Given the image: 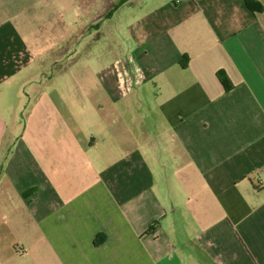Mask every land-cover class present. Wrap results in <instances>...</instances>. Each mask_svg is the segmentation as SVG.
<instances>
[{
  "label": "crops",
  "instance_id": "obj_1",
  "mask_svg": "<svg viewBox=\"0 0 264 264\" xmlns=\"http://www.w3.org/2000/svg\"><path fill=\"white\" fill-rule=\"evenodd\" d=\"M0 264H264V0H0Z\"/></svg>",
  "mask_w": 264,
  "mask_h": 264
},
{
  "label": "rangeland",
  "instance_id": "obj_2",
  "mask_svg": "<svg viewBox=\"0 0 264 264\" xmlns=\"http://www.w3.org/2000/svg\"><path fill=\"white\" fill-rule=\"evenodd\" d=\"M99 53L97 51H92L90 52L89 50H87V52L85 51H71L68 54H62V53H56L54 54V59H55V65L54 67L57 69V67H59L60 65L64 64V62H71L76 63L75 65H77L78 63L83 65V64H88V65H92L93 67L97 66V58H98ZM86 62V63H85ZM83 68L81 66L78 65V67H73L72 71L69 73V78L74 79L75 77H77V75L79 73H81ZM93 73H95V71H92Z\"/></svg>",
  "mask_w": 264,
  "mask_h": 264
},
{
  "label": "trees",
  "instance_id": "obj_3",
  "mask_svg": "<svg viewBox=\"0 0 264 264\" xmlns=\"http://www.w3.org/2000/svg\"><path fill=\"white\" fill-rule=\"evenodd\" d=\"M247 5L250 9L254 10L253 3L251 1H247ZM218 75H219L220 80H221L222 84L224 85L225 89L226 90L231 89L232 88V82H231L230 78L227 76V74L224 71H220L218 73ZM96 244H98L97 240H96Z\"/></svg>",
  "mask_w": 264,
  "mask_h": 264
}]
</instances>
